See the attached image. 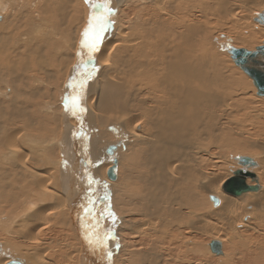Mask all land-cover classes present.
I'll return each mask as SVG.
<instances>
[{
	"label": "bare ground",
	"instance_id": "bare-ground-1",
	"mask_svg": "<svg viewBox=\"0 0 264 264\" xmlns=\"http://www.w3.org/2000/svg\"><path fill=\"white\" fill-rule=\"evenodd\" d=\"M104 3L0 0V264H177L182 246L199 250L196 231L221 251L248 234V250L264 236V97L229 51L264 45V0ZM100 15L90 52L82 33ZM248 149L257 156L231 155ZM239 158L259 190L234 196L222 184L244 170ZM53 227L65 232L55 247L42 233ZM263 243L240 259L264 264Z\"/></svg>",
	"mask_w": 264,
	"mask_h": 264
},
{
	"label": "rangeland",
	"instance_id": "rangeland-1",
	"mask_svg": "<svg viewBox=\"0 0 264 264\" xmlns=\"http://www.w3.org/2000/svg\"><path fill=\"white\" fill-rule=\"evenodd\" d=\"M112 20H113V23L114 24H117V22H118V19H117V16H114V18L112 17ZM225 35H229L228 37L230 38V39H232L233 41H234V36H232L231 34H227L226 32L224 33ZM263 40V38L262 37H259L258 39H257V41H262ZM222 43H224V42H222ZM226 44V45H225ZM253 44L255 45L254 46V48L256 47V44H255V42H253ZM224 45H225V47H226V49L225 50H223V51H221L220 53H225V52H227L229 49H231L232 47H231V42L230 43H224ZM246 45V44H245ZM245 45H243V46H241V45H239L238 47H239V49H246V48H248L247 47V45L245 46ZM229 62H231L230 64L231 65H233L234 67H236L237 68V66H235L234 64H233V62H232V60H230ZM238 69V68H237ZM239 70V69H238ZM252 81V80H251ZM249 93V95H250V92H248ZM254 96H255V94H254ZM256 97V96H255ZM254 99H256V98H254ZM255 101V100H254ZM253 101V102H254ZM264 103H262V100H257L256 99V101L254 102V105H259L260 107H262V105H263ZM34 106H36V107H38L37 108V111H39L38 109H39V106L40 105H34ZM264 106V105H263ZM43 113V112H42ZM253 149H248V150H246V151H239V150H237V151H235L234 153H232L231 155H237V153L238 154H240V153H253L252 155H254V156H257V155H255L258 151L257 150H255V151H252ZM255 152V153H254ZM121 154L123 155V156H126V154H127V150H126V148H123L122 150H121ZM121 161H122V159H121ZM122 165H123V168H124V161L123 162H120V166L122 167ZM218 167H223V165L222 164H220V165H217ZM224 167H226V166H224ZM229 167V166H228ZM209 169H212V168H210V166L208 167ZM215 170L217 169L216 167H213ZM121 169V168H120ZM123 170V169H122ZM228 170V169H227ZM264 181V180H263ZM201 194H203V195H205V193L204 192H202ZM112 198V193L111 192H108V194L103 198L104 200L102 201V203L106 206V207H110V205H111V199ZM234 198H236V197H234ZM110 210L111 211H113L112 210V208L110 207ZM114 213V212H113ZM115 214V213H114ZM264 225V223H262V225L261 226H263ZM54 228V227H53ZM240 228V227H239ZM262 228V227H261ZM50 232L49 233H47V230L46 229H44V231L42 232L43 233V238L45 237L46 239H48V238H51V240H52V242H53V244L52 245H49V246H51V247H55V242L57 241V238H58V240L60 241V240H62V239H65V237L62 235V234H65V232H61V230H59L58 229V227L57 228H54V229H51V230H49ZM200 232L199 231H196L195 233H193V236H194V238L196 239V245H195V247H198V249L199 250H197V251H195L194 253H192L191 251H188L187 252V250H184V249H186V248H184L183 246H182V248H183V251H185L184 253H181L180 254V256H179V262L177 263V264H182L181 263V261H182V259H186V260H188V262H186L185 264H190V263H192V264H206V262H207V264H209V263H216V264H221V262H217L219 259H221V260H223L222 258H220V257H217L216 255H213V254H211V253H209L207 256H206V251H205V247H206V245L210 242V240H211V236L209 237V236H205V235H201V234H199ZM240 233V232H239ZM44 234H46V235H44ZM231 234V233H230ZM259 234V235H258ZM258 234H256V235H254L253 236V238H254V240L251 242V245L249 244V249L247 250V249H245L244 248V245H245V243H246V238L248 239V234H244V236H242V237H239L240 235H238V234H233V236H232V234L230 235V237L228 238V240H227V243H224V245H222V253H224V251L225 252H227L226 253V255L225 256H228V257H230L229 258V263L228 264H249L248 263V261L247 260H244V261H242V259H240V258H242L243 256H244V253L246 252V253H248V255H250L251 254V256L253 255V253L255 252L254 251V249H256L257 248V246H258V244L260 243V242H264V236L262 237L261 235H260V233H258ZM235 235V236H234ZM6 236L7 235H5L4 233H2V230L0 229V242H3V240L4 239H6ZM116 237H117V239L116 240H118L117 241V245H119L118 247H119V250H122V247L123 246H125V245H123V243H122V241H121V239H120V237H119V235L117 236L116 235ZM238 237V238H237ZM236 238V239H235ZM260 238V239H259ZM230 239H232V240H230ZM7 240H10V239H7ZM44 240V239H43ZM262 240V241H261ZM44 241H46V240H44ZM230 241V242H229ZM259 241V242H258ZM256 242V243H255ZM19 243V242H18ZM120 243V244H119ZM211 243V242H210ZM252 244H254V245H252ZM264 244V243H263ZM257 245V246H256ZM204 246V247H203ZM256 246V247H255ZM262 246V245H261ZM200 247V248H199ZM234 247V248H233ZM251 247H252V249H251ZM255 247V248H254ZM242 248V249H241ZM254 248V249H253ZM195 249H197V248H195ZM231 249H233L232 251H233V253H232V251H231ZM245 249V250H244ZM238 250V251H237ZM201 251V252H200ZM260 252V251H259ZM232 253V254H231ZM53 254H57L56 253V251L53 253ZM189 256H188V255ZM235 254L237 255L236 257H235ZM238 254H239V256H238ZM260 254H263V256H264V252L263 253H261L260 252ZM220 256V255H219ZM242 256V257H241ZM188 257V258H187ZM192 257H195V258H192ZM252 257H254V256H252ZM261 257V256H260ZM219 258V259H218ZM235 258V259H234ZM194 260V261H193ZM200 260H202V261H200ZM217 260V261H216ZM236 260L238 261V260H240V261H238V262H236ZM117 262V261H116ZM114 263V264H120V262L121 261H119L118 263ZM172 264H173V261H172ZM184 264V263H183ZM250 264H252V263H250Z\"/></svg>",
	"mask_w": 264,
	"mask_h": 264
},
{
	"label": "water",
	"instance_id": "water-1",
	"mask_svg": "<svg viewBox=\"0 0 264 264\" xmlns=\"http://www.w3.org/2000/svg\"><path fill=\"white\" fill-rule=\"evenodd\" d=\"M256 23L264 26V14L259 15L256 19ZM231 60L245 75H247L253 82L254 86L257 89V94L259 97H264V45L257 47L255 51H248L246 49H234L232 48L229 51ZM81 123L78 124V127H81ZM116 146H110L107 149V153L111 156ZM113 158V157H112ZM112 165L108 168L107 177L111 180H114L116 177V159L111 160ZM237 165L242 167L244 170H238L234 172V178L231 184L228 180L222 184L223 192L234 195L241 196L247 192H256L259 190V186H249L246 183V178H250L255 181L256 178L251 172L246 171L250 166H253L254 163L249 158H239L236 162ZM257 182V180L255 181ZM215 205L218 203L216 197H212ZM211 252L215 255H220L221 244L217 241H212L210 244Z\"/></svg>",
	"mask_w": 264,
	"mask_h": 264
},
{
	"label": "snow or ice",
	"instance_id": "snow-or-ice-1",
	"mask_svg": "<svg viewBox=\"0 0 264 264\" xmlns=\"http://www.w3.org/2000/svg\"><path fill=\"white\" fill-rule=\"evenodd\" d=\"M110 0H105L103 8L105 12H111L108 4ZM107 17L106 15L94 16L89 20V25L85 28L82 33L81 47L89 49L90 52L98 50V45L101 43V37L107 28ZM68 105L66 104V107ZM72 108H79L80 111H84L80 105V97L74 96L71 99Z\"/></svg>",
	"mask_w": 264,
	"mask_h": 264
},
{
	"label": "flooded vegetation",
	"instance_id": "flooded-vegetation-1",
	"mask_svg": "<svg viewBox=\"0 0 264 264\" xmlns=\"http://www.w3.org/2000/svg\"><path fill=\"white\" fill-rule=\"evenodd\" d=\"M110 156V155H109ZM104 200V199H103Z\"/></svg>",
	"mask_w": 264,
	"mask_h": 264
}]
</instances>
